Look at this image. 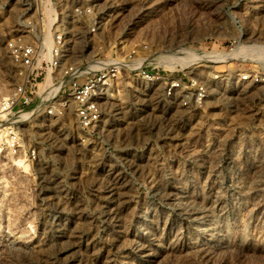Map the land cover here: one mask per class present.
I'll use <instances>...</instances> for the list:
<instances>
[{
  "label": "rangeland",
  "instance_id": "1",
  "mask_svg": "<svg viewBox=\"0 0 264 264\" xmlns=\"http://www.w3.org/2000/svg\"><path fill=\"white\" fill-rule=\"evenodd\" d=\"M121 1L99 2L85 54L120 57L127 20L126 52L190 53L181 64L208 96L166 101L127 69L93 130L69 106L31 114L24 146L0 150V264H264V82L230 77L264 65V0ZM22 4L0 0V96L19 81L6 46ZM240 29L244 49L212 59Z\"/></svg>",
  "mask_w": 264,
  "mask_h": 264
},
{
  "label": "built area",
  "instance_id": "2",
  "mask_svg": "<svg viewBox=\"0 0 264 264\" xmlns=\"http://www.w3.org/2000/svg\"><path fill=\"white\" fill-rule=\"evenodd\" d=\"M100 1L21 0L19 31L6 46L19 81L7 95L0 96V150L18 151L24 146V123L35 112L59 116L69 106L79 129L84 132L95 129L103 117L104 98H110L112 87L127 69L148 84L162 86L160 95L166 101L181 98L182 104L188 105L208 96L206 82L186 72L184 65L180 63V69H171L176 65V56L149 59L145 55L148 45L144 42L126 52L127 20L122 24L120 57L112 60L98 56L100 53L86 55L85 36H95L106 21L105 10L98 6ZM235 5L227 6L226 13ZM126 9L127 3L122 0L121 13ZM243 36L240 29L228 51L221 53L234 51L244 42ZM258 66L255 64L247 73L238 72L230 77L239 83L260 84L264 82V65ZM29 153L35 158L34 149Z\"/></svg>",
  "mask_w": 264,
  "mask_h": 264
},
{
  "label": "bare ground",
  "instance_id": "3",
  "mask_svg": "<svg viewBox=\"0 0 264 264\" xmlns=\"http://www.w3.org/2000/svg\"><path fill=\"white\" fill-rule=\"evenodd\" d=\"M241 44H242V43L238 44V46L241 45ZM238 46H237V48H238ZM237 48H236V50H237ZM242 49H244V48H241V47L238 48V52L241 51ZM181 50H183V49H181ZM236 50H235V51H236ZM246 50L249 51V52H252V51H256L257 49H254V50H253V49H250V48H245V51H246ZM247 51H246V52H247ZM185 52H187V51H185ZM185 52H184V53H185ZM256 52H259V54H260L261 52H263V49L261 48L260 50H258V51H256ZM236 53H237V52H234L233 54L230 53V52H229V53H221V54H212V55H211V58L213 59V58H215V57L218 55L217 57H219V58H217V59H223V60L227 59V61H228V60L232 59V55L234 56V54H236ZM187 54H190V53H186V55H187ZM249 54H250V53H249ZM261 54H262V53H261ZM186 55H185V56H186ZM192 55H193V54H191V56H192ZM257 55H258V54H257ZM185 56H184V57H180V56H179V57H176V62H175V63H176V64H177V62H180V63H181V62H186V63H188V60H187V59L185 60ZM193 56H194V55H193ZM254 56H256V55L254 54ZM187 57H189V56L187 55ZM197 58H199V57H198V56H194V59H197ZM262 58H263V57H262ZM189 59L192 60V58H189ZM212 59H211V60H212ZM186 63H185V64H186Z\"/></svg>",
  "mask_w": 264,
  "mask_h": 264
}]
</instances>
